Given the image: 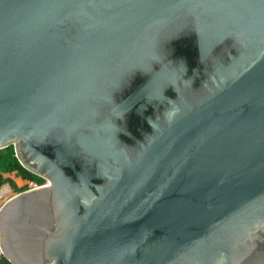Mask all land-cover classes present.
I'll list each match as a JSON object with an SVG mask.
<instances>
[{
  "label": "water",
  "instance_id": "95a60500",
  "mask_svg": "<svg viewBox=\"0 0 264 264\" xmlns=\"http://www.w3.org/2000/svg\"><path fill=\"white\" fill-rule=\"evenodd\" d=\"M9 145L12 264H264V0H0Z\"/></svg>",
  "mask_w": 264,
  "mask_h": 264
},
{
  "label": "trees",
  "instance_id": "16d2710c",
  "mask_svg": "<svg viewBox=\"0 0 264 264\" xmlns=\"http://www.w3.org/2000/svg\"><path fill=\"white\" fill-rule=\"evenodd\" d=\"M15 171L26 179L42 181L43 178L25 168L16 155L13 145L0 148V185L5 182L3 173ZM0 264H12L4 255L0 258Z\"/></svg>",
  "mask_w": 264,
  "mask_h": 264
},
{
  "label": "rangeland",
  "instance_id": "374dc122",
  "mask_svg": "<svg viewBox=\"0 0 264 264\" xmlns=\"http://www.w3.org/2000/svg\"><path fill=\"white\" fill-rule=\"evenodd\" d=\"M5 181L10 182L14 188V191L22 190L23 188L29 187L30 180H26L22 175L15 171H8L3 173ZM3 254L0 249V258Z\"/></svg>",
  "mask_w": 264,
  "mask_h": 264
},
{
  "label": "built area",
  "instance_id": "2783aa9c",
  "mask_svg": "<svg viewBox=\"0 0 264 264\" xmlns=\"http://www.w3.org/2000/svg\"><path fill=\"white\" fill-rule=\"evenodd\" d=\"M29 185H30V188L37 187V183L33 181H31ZM14 194H15V191H14L12 184L7 181L3 182L0 185V208L6 201L12 198Z\"/></svg>",
  "mask_w": 264,
  "mask_h": 264
},
{
  "label": "flooded vegetation",
  "instance_id": "af4514ba",
  "mask_svg": "<svg viewBox=\"0 0 264 264\" xmlns=\"http://www.w3.org/2000/svg\"><path fill=\"white\" fill-rule=\"evenodd\" d=\"M42 178H43L42 181H38V180H35V179H27V180H30V182L33 181V182L37 183V187H39V186L46 185L48 183V180L46 178H44V177H42ZM37 187H35V188H37ZM27 189H31L30 185H29V187L23 188L22 190L20 189L19 191H15V194L13 196H15L19 192H22V191L27 190Z\"/></svg>",
  "mask_w": 264,
  "mask_h": 264
}]
</instances>
